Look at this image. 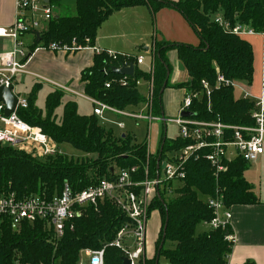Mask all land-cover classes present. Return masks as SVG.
Masks as SVG:
<instances>
[{
    "label": "trees",
    "instance_id": "1",
    "mask_svg": "<svg viewBox=\"0 0 264 264\" xmlns=\"http://www.w3.org/2000/svg\"><path fill=\"white\" fill-rule=\"evenodd\" d=\"M59 1L51 0L53 4ZM75 4L77 14L60 15L50 20L40 39L36 38V45L57 42L94 47L97 31L103 22L122 8L140 5L149 6L154 15L165 7L178 10L200 39V44L193 46L154 38L153 74L136 66L134 75L126 79V86L119 82L123 76L112 72L113 67L123 65L124 59H114L105 51L98 53L93 66L81 75L85 95L119 110H128L146 102L136 81L153 77L155 97L152 109L159 113L163 108L161 90L165 83V89L184 88L196 93L203 91L202 81H207L212 87L211 108L208 109V99L202 94L194 99L190 108L193 117L240 126L254 124L251 115L254 101L248 97L236 99L233 86L216 87L218 71L233 81H252L253 47L241 36L224 30L212 17L220 12L232 26L240 23L264 33V0H75ZM172 49L177 51L190 76L188 81L174 85L169 84L168 76L171 66L167 53ZM106 83H110V87H106ZM40 88L37 84L33 87L29 107L18 110L20 117L41 128L58 145L69 143L88 157L74 161L58 153L38 159L12 146L0 145V193L7 190L19 194L53 193L59 191L65 182L80 191L102 178L111 177L116 168L137 167L136 178L144 179L147 165L154 175L160 154L162 158L167 151L178 150L189 143L181 138L168 139L164 133L157 154L153 156L149 152L148 135L143 142H138L130 134L116 136L112 129L100 124L95 114H79L75 101L64 104L62 118L58 121L56 110L62 103L64 92L56 90L48 94L43 110L36 103ZM94 155L95 158L89 157ZM249 166V162L237 157L227 162V170L217 178L206 159L188 161L184 183L174 191L177 196L167 200L168 192L161 191L151 203L149 213L158 210L162 224L155 255L147 258L145 264H159L158 254L164 256L168 264H229L235 242L226 236L234 234L233 227L210 229L200 234L196 231L201 222L214 217L213 210L201 196H216L219 192L228 207L258 203L259 196L245 177ZM128 221L126 214L107 201L97 210L89 207L85 215L73 221V228H66L57 242H53L41 222L23 225L19 230L3 222L0 224V264H16L17 261L22 264H78L83 249H99L113 241ZM164 233L165 241L159 250ZM166 242L173 243V247L165 248ZM123 257L120 249L110 246L106 249L105 264H123ZM243 264L256 263L247 261Z\"/></svg>",
    "mask_w": 264,
    "mask_h": 264
},
{
    "label": "built area",
    "instance_id": "2",
    "mask_svg": "<svg viewBox=\"0 0 264 264\" xmlns=\"http://www.w3.org/2000/svg\"><path fill=\"white\" fill-rule=\"evenodd\" d=\"M54 4L51 0H16V21L9 27H0V37L13 41V48L0 52V87H12L17 98L14 112L6 115V104L0 102V145L12 146L20 151L31 154L38 159L60 153L59 145L54 142L41 128L33 126L23 120L18 114L19 109L29 107V97L15 92L14 84L17 76L27 72V63L31 54L44 48L51 51H76L88 46L59 44L36 45L37 33L47 29L50 20L55 16ZM212 20L224 30L235 35H254L259 32L254 28L240 23L231 25L222 13H216ZM264 36V33H260ZM32 47V48H31ZM97 53L104 50L96 49ZM117 59H124V66L133 63L135 66L144 63L143 55L117 54L105 51ZM120 67V66H119ZM153 73L152 68L149 71ZM135 73V72H134ZM216 87L234 86V81L228 79L220 71L217 72ZM123 76L119 82L127 85V78ZM140 79L136 85L140 84ZM110 87V83H106ZM62 91L72 92L66 85H59ZM200 92H186L180 112L191 111L194 99L202 94L208 99V109L211 108L212 87L207 81H202ZM153 77L149 79L148 95L146 96L147 114L119 110L107 103L90 98L94 104V114L102 116L105 111L118 115L132 117L136 120H158L153 116L152 104L154 100ZM178 115L171 121L179 126L180 138L189 143L175 151L161 154L151 175L148 165L144 170V179L136 178L139 173L137 167L113 169L112 176L102 178L80 191H75L71 184L65 182L59 191L53 193H27L19 194L17 191L7 190L0 193V224L8 222L13 229L19 230L23 225L43 223L49 231L53 242L61 239L68 226L73 228V221L85 215L90 208L98 209L101 203L112 202L129 221L117 232L113 241L99 249L85 248L80 252L78 264H105L106 249L110 246L120 249L124 257L131 264H145L147 259V225L150 216L151 203L161 191L168 195L181 187L186 177V164L190 160L206 159L214 169L216 177L227 170V162L237 157L247 162H255L264 153V102L262 99L255 102L252 110L254 124L250 126L232 125L221 120L205 121L195 117ZM123 127V122L120 123ZM205 202L213 210L214 217L204 222L210 229H226L232 227V213L230 207L225 205L223 194L207 196ZM229 241L235 242V235H227ZM16 264H22L17 261Z\"/></svg>",
    "mask_w": 264,
    "mask_h": 264
},
{
    "label": "crops",
    "instance_id": "3",
    "mask_svg": "<svg viewBox=\"0 0 264 264\" xmlns=\"http://www.w3.org/2000/svg\"><path fill=\"white\" fill-rule=\"evenodd\" d=\"M55 16L59 17L56 14ZM15 21L16 0H0V27H9ZM241 37L250 42L253 47L254 74L251 82L244 80L234 81V90L235 87L238 88V92L234 96L236 99L248 97L254 102L260 99L264 102V36L257 33ZM154 38L158 41L190 44L193 46L200 44L199 36L194 28L182 13L174 8L165 7L155 15L147 5L122 8L113 13L99 27L94 47L88 46L76 51H51L44 48L35 50L28 60L27 72L19 74L15 80V92L29 97L33 87L37 84L41 86L40 91L44 87L48 88V96V94L56 90L62 91L59 89V85H66L73 91H62L64 92V97H66V100L64 97L62 98V103L65 101L63 107L68 101L77 103L75 97H83L92 102L90 100L91 97L85 95V83L82 82L81 75L85 69L93 66L95 55L98 54L96 49L111 51L121 55H143L144 63L136 66L152 75L153 73L149 71L152 68L154 72ZM12 48L13 41L11 39L0 37V52L8 51ZM167 57L171 66V71H168L169 84L174 85L188 81L190 76L179 60L177 51L175 49L169 50ZM179 65L183 67L182 71L178 68ZM140 80V84L137 87L140 94L146 99V96L140 90V86L142 84L148 86L149 79ZM22 83L24 85L19 87ZM166 92L170 103L173 102L172 106L170 105L166 111L163 105L159 113L154 112L152 109L153 116L155 113L156 117H160L164 123L163 133H161L160 125L157 128L154 144H152L148 133L149 152L153 156L157 154L163 134L167 132V119H175L181 113L180 108L187 91L184 88L168 87L164 89L162 98ZM141 105L146 106V102L138 106H132V108L137 109ZM78 112L81 115L94 114V111L89 114H82L79 110V105ZM57 115L61 119L63 113H57ZM134 139L136 138L134 137ZM245 177L252 185L253 191L259 196L260 201L256 204H236L230 207L235 246L229 256V264H243L247 261L264 264V153L257 161L250 163L248 170L245 172ZM205 225L207 228L197 232L198 234L210 230V227L207 224Z\"/></svg>",
    "mask_w": 264,
    "mask_h": 264
},
{
    "label": "rangeland",
    "instance_id": "4",
    "mask_svg": "<svg viewBox=\"0 0 264 264\" xmlns=\"http://www.w3.org/2000/svg\"><path fill=\"white\" fill-rule=\"evenodd\" d=\"M54 12L56 15H70V16H74L77 14V10H76V4H75V0H61L59 1V3H54ZM181 65H179V69L182 71L183 67H180ZM146 68H148L147 66H145ZM24 84L22 83L21 86L22 87ZM148 89H149V85L147 86L146 84H142L140 86V90L141 92L147 96L148 95ZM238 88L235 87L234 90V94L236 95L238 90ZM47 91L48 88L44 87L38 96V101H37V105L40 109L45 108V101H46V96H47ZM168 93L166 92L162 98V103L165 107V110L167 111L168 108L170 107V105L173 103H170V100H168ZM64 99L66 100V97H64ZM75 100H77V103L79 105V110L82 114H86V113H91L94 111V106L93 103L90 102L89 100L83 98V97H75ZM65 101H63L64 103ZM63 103H61V105L57 108L56 112L58 114H62L63 113ZM172 106V105H171ZM128 112H135V113H144L145 115L147 114V107L144 105L139 106L137 109L136 108H132L129 107L127 108ZM168 115V114H167ZM154 116L155 113H154ZM99 122L105 126L107 129H112L114 131V133L117 136H121L122 134H131L133 137L136 138V140L138 142H142L145 139H147V135L148 133L150 134V138L152 140V144L155 143V139H156V132H157V128L160 125L161 128V133H163V121H161V118L159 117L158 120H153L152 122H149V120H136L132 117H128V116H124V115H118L117 113L111 112V111H105L104 114L102 116H98L97 117ZM167 118V117H166ZM58 121H60L61 119H57ZM123 122L124 126L121 127L120 123ZM166 126H167V132L166 135L168 137V139L171 140H175V139H179L180 138V130H179V126L171 121V119H167L166 122ZM59 150L60 153L59 154H65L67 156H69V158H72L74 161H82L83 159H86L88 156V154L75 149L71 144L69 143H63L60 144L59 146ZM175 151V150H172ZM170 152V151H167ZM92 158H95L96 156H89ZM176 193H172L169 194L167 196V200L174 198ZM201 198L203 199V201H205L206 196H201ZM112 203V202H111ZM104 203H101L99 205V207L101 205H103ZM98 207V209H99ZM88 212V209L86 210V213ZM85 213V214H86ZM161 215L159 213L158 210H154L151 212L149 219H148V225H147V236H146V246H147V258H152L155 255V250H156V241L159 237V232L161 230ZM206 227L204 222H201L198 227H197V232L199 231H203ZM173 247V243L171 242H166L165 244V248H171ZM159 264H168V260L164 257V256H159Z\"/></svg>",
    "mask_w": 264,
    "mask_h": 264
},
{
    "label": "water",
    "instance_id": "5",
    "mask_svg": "<svg viewBox=\"0 0 264 264\" xmlns=\"http://www.w3.org/2000/svg\"><path fill=\"white\" fill-rule=\"evenodd\" d=\"M36 35H37V38L40 39V34L37 33ZM112 72L122 75V76H125V75L133 76L135 72V65L131 63L129 64V66L122 65L120 67H113ZM165 86H166V83L164 84V87L162 88L161 93H163ZM0 102H4L6 104V109H5L6 115H10L12 112L15 111L16 105H17V98L13 94L12 87L10 88L0 87ZM181 115L184 117H193V113L191 111H187V112L185 111L181 113ZM161 151H162V148H161ZM166 228H167V224L164 227V232L166 231ZM14 230H16V228H14ZM164 241H165V233L163 236V240L160 244L159 250L163 247ZM157 258L159 259V254ZM122 259H123V264H131L129 259H127L126 257H123Z\"/></svg>",
    "mask_w": 264,
    "mask_h": 264
}]
</instances>
